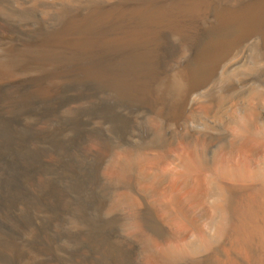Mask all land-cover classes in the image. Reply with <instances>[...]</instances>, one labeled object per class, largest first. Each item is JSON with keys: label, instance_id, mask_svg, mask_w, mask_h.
I'll list each match as a JSON object with an SVG mask.
<instances>
[{"label": "bare ground", "instance_id": "obj_1", "mask_svg": "<svg viewBox=\"0 0 264 264\" xmlns=\"http://www.w3.org/2000/svg\"><path fill=\"white\" fill-rule=\"evenodd\" d=\"M0 264H264V0H0Z\"/></svg>", "mask_w": 264, "mask_h": 264}]
</instances>
